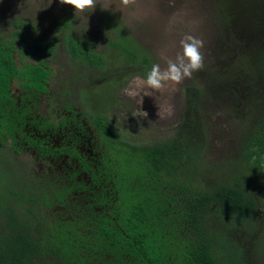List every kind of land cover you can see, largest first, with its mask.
Listing matches in <instances>:
<instances>
[{"label":"trees","instance_id":"obj_1","mask_svg":"<svg viewBox=\"0 0 264 264\" xmlns=\"http://www.w3.org/2000/svg\"><path fill=\"white\" fill-rule=\"evenodd\" d=\"M217 1L219 62L183 85L173 130L144 127L142 140L114 124L119 101L104 90L146 76V47L113 21L106 33L78 36L62 14L56 26L71 74L122 75L102 86L88 80L81 99L67 83L54 84L46 65L58 55L54 35L11 18L30 62L1 63L0 94L16 77L30 102L20 111L8 105V113L0 106V178L12 181L0 183V264H262L255 247L264 243V0ZM206 100L214 124L203 114ZM230 124L239 128L231 145ZM213 138L227 147L219 155L209 152Z\"/></svg>","mask_w":264,"mask_h":264},{"label":"rangeland","instance_id":"obj_2","mask_svg":"<svg viewBox=\"0 0 264 264\" xmlns=\"http://www.w3.org/2000/svg\"><path fill=\"white\" fill-rule=\"evenodd\" d=\"M105 3L111 4L108 11L101 10ZM65 12L73 18L72 29H74L75 34L81 37L89 32L106 33L113 21L124 33L146 47L153 57V64H160L161 67L165 66L166 58H173L180 51L179 41L186 33H191L204 42V47L201 49L205 58L204 62H206L205 68L201 69L203 72L210 74L211 69L215 68V65L210 62H219L218 60H220L218 49L224 35L223 3L221 1L134 0V3L123 7L120 5V0H98L95 10L92 12L86 10L81 13L74 11L69 5L59 3V0H0V29L6 31L4 33L6 39H11V42L13 39L18 38V33L15 32L16 27L10 21L15 16L28 18L35 25L34 30L37 27V32L44 35L53 34L54 40L59 46L55 61L50 63L55 75L53 76L54 84L58 83L59 88H63L64 82L67 83L68 91L77 93L81 99L84 96L81 88L87 87V81L96 77L91 73H86L83 76H73L69 70V62L71 61L62 46L64 35L56 26L60 24V17ZM102 17L111 21L104 22ZM31 34L33 35L32 32ZM109 35L107 33L104 37L106 38ZM101 38L99 37L97 45V49L100 51L105 48L103 38ZM78 66L79 71L76 74L83 73L84 65L78 63ZM85 70L87 71V69ZM130 76L129 81L120 86L119 90L112 86L105 87L104 91L111 92L119 101L115 104V109L111 111L114 124L119 125L120 128L129 129L131 133L138 132L135 136L140 140H142V128L144 129V127L160 134L171 132L181 109L182 87L190 83L192 77L183 80L179 85H167L159 91L145 88L140 95L133 98L125 95L123 90L128 87L134 78L140 76ZM121 78V74L103 73L95 79V82L97 85L102 86V82L107 79H114L119 82ZM71 79L78 81L74 85L69 83L68 80ZM71 99L78 100L73 96H71ZM169 107H171V115L168 114ZM208 108L209 105L206 100L202 105L203 114H207L206 122L208 124L209 121L214 124L217 121V116L209 113ZM142 111L146 113V116ZM228 118L219 116L218 120L225 123L231 121ZM231 126L235 127V124H230L226 130L228 132L226 143L229 145L233 143L236 131L239 130V128L237 130L235 128L231 129ZM212 141V146L209 148L211 155H219L223 149H227L216 138H213ZM22 155L24 153L20 154V156ZM15 171H19L18 166ZM0 183L12 184V181L0 178ZM258 232L264 233V221ZM255 248L259 251L260 263L264 264L263 239H259Z\"/></svg>","mask_w":264,"mask_h":264},{"label":"clouds","instance_id":"obj_3","mask_svg":"<svg viewBox=\"0 0 264 264\" xmlns=\"http://www.w3.org/2000/svg\"><path fill=\"white\" fill-rule=\"evenodd\" d=\"M59 3L69 5L74 11L84 13L86 10H95L98 0H59ZM134 3V0H120V5L127 7ZM110 3H105L101 10L108 11ZM180 51L173 58H166L164 67L160 64H153L146 76L134 78L123 92L129 97L140 95L145 88L159 91L167 85H179L185 79H190L193 73L204 67V55L201 49L204 42L201 38L186 33L179 41ZM147 95V93H145ZM143 112V111H142ZM146 116V113L143 112ZM168 114L171 115V107Z\"/></svg>","mask_w":264,"mask_h":264},{"label":"flooded vegetation","instance_id":"obj_4","mask_svg":"<svg viewBox=\"0 0 264 264\" xmlns=\"http://www.w3.org/2000/svg\"><path fill=\"white\" fill-rule=\"evenodd\" d=\"M13 18H17V17L15 16ZM5 32H6L5 30L0 29V65L2 62H10V64H14V66L16 67L20 62H30L29 59H24L25 57L20 56V52L18 48H19V43L21 42H19V39L16 38L10 42L11 39H6V35L4 34ZM46 65L47 67L53 70L51 64L50 65L46 64ZM7 80L9 86L8 93L7 95L0 94V106L3 109V111H5L6 113H8L9 111L7 109L8 105H10L12 109H17V111H20V105L22 103L21 101H23V105H25V103L30 102L28 98L29 92L22 90L20 79L16 77H11L10 79ZM0 82H2L1 79ZM39 99H41V96ZM25 107L26 106H22L21 114ZM23 121H24V125L22 126L21 131L24 134L27 133L29 134L31 127L29 123H25V120ZM17 137H21L20 133L17 135Z\"/></svg>","mask_w":264,"mask_h":264}]
</instances>
